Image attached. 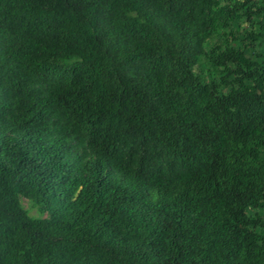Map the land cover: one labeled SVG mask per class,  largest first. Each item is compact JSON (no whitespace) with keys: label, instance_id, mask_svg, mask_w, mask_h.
Masks as SVG:
<instances>
[{"label":"trees","instance_id":"obj_1","mask_svg":"<svg viewBox=\"0 0 264 264\" xmlns=\"http://www.w3.org/2000/svg\"><path fill=\"white\" fill-rule=\"evenodd\" d=\"M0 264H264V0H0Z\"/></svg>","mask_w":264,"mask_h":264},{"label":"rangeland","instance_id":"obj_2","mask_svg":"<svg viewBox=\"0 0 264 264\" xmlns=\"http://www.w3.org/2000/svg\"><path fill=\"white\" fill-rule=\"evenodd\" d=\"M21 205L23 206L24 209L28 210V213L32 216L36 215V212L34 208L30 206V201L26 198H21L20 199Z\"/></svg>","mask_w":264,"mask_h":264}]
</instances>
